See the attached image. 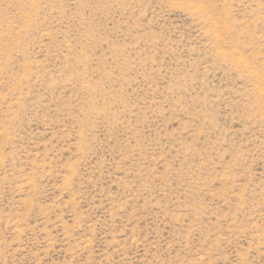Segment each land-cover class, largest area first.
Returning <instances> with one entry per match:
<instances>
[{
  "label": "rangeland",
  "instance_id": "rangeland-1",
  "mask_svg": "<svg viewBox=\"0 0 264 264\" xmlns=\"http://www.w3.org/2000/svg\"><path fill=\"white\" fill-rule=\"evenodd\" d=\"M0 264H264V0H0Z\"/></svg>",
  "mask_w": 264,
  "mask_h": 264
}]
</instances>
